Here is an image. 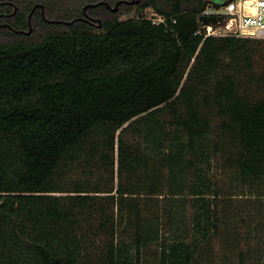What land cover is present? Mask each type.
Wrapping results in <instances>:
<instances>
[{
	"label": "trees",
	"instance_id": "1",
	"mask_svg": "<svg viewBox=\"0 0 264 264\" xmlns=\"http://www.w3.org/2000/svg\"><path fill=\"white\" fill-rule=\"evenodd\" d=\"M99 1L0 0V264H264V38Z\"/></svg>",
	"mask_w": 264,
	"mask_h": 264
},
{
	"label": "built area",
	"instance_id": "2",
	"mask_svg": "<svg viewBox=\"0 0 264 264\" xmlns=\"http://www.w3.org/2000/svg\"><path fill=\"white\" fill-rule=\"evenodd\" d=\"M217 17L203 23L200 16ZM198 34L208 36H238L264 38V0H208L199 14ZM157 21L162 20L157 17Z\"/></svg>",
	"mask_w": 264,
	"mask_h": 264
},
{
	"label": "rangeland",
	"instance_id": "3",
	"mask_svg": "<svg viewBox=\"0 0 264 264\" xmlns=\"http://www.w3.org/2000/svg\"><path fill=\"white\" fill-rule=\"evenodd\" d=\"M133 1H136V0H133ZM211 1L217 3V2H221L222 0H211ZM147 14L151 15V12L148 10ZM224 159H225L224 155L223 156L219 155L217 157H213L209 164H205L203 166V169H211L210 172H209V175L213 174V169H226L227 172L220 173L218 171L217 174H216L218 176V178L220 179V182H221L222 186L226 187L228 185L229 181H230V175L229 174L231 173V170H229V169H234V163H232L231 161L229 163H227V162L224 161ZM74 169H76V168H74ZM232 191L234 192V190H232ZM235 197H239V196H235ZM246 199H247L246 195H244L241 198H235L236 203H235L234 206L239 207V206H241L243 204H246L248 202L249 203L252 202V205H254L253 201H249V200L246 201ZM250 199H253V198H250ZM154 248H155V245H152L150 247L151 250H153Z\"/></svg>",
	"mask_w": 264,
	"mask_h": 264
},
{
	"label": "water",
	"instance_id": "4",
	"mask_svg": "<svg viewBox=\"0 0 264 264\" xmlns=\"http://www.w3.org/2000/svg\"><path fill=\"white\" fill-rule=\"evenodd\" d=\"M121 2L132 3L133 0H117V1L114 3L113 6H111V5H110L108 2H106V1H99V2H96V3H87V4H85V5L83 6V9H82V10H83V13L85 14V13H86V12H85V11H86V8H87L88 6H93V5H97V4H101V3L106 4L109 8H111V9H113V10H116L118 4L121 3ZM36 6H39V7L41 8V15L44 16L43 5H42L41 3H36L35 5H33L32 9L30 10V12L28 13V16H27V22H28V25H29V29H28L27 31H25L26 33H29L30 30H31V28H30L31 14H32V12H33V10H34V8H35ZM200 20H201L203 23H206V22L209 21V20H221V17H220V16H217V17H213V16H211V17H206V16H204V15H201V16H200ZM49 21H51V22H56L57 20H49ZM97 21H98L97 25H100V20L97 19ZM66 22H69V21H66ZM1 25H8V24H7V23H2V24H0V26H1ZM19 31H22V32H23V30H19Z\"/></svg>",
	"mask_w": 264,
	"mask_h": 264
}]
</instances>
